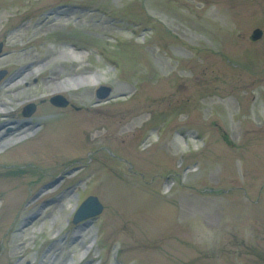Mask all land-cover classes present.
<instances>
[{
  "label": "rangeland",
  "instance_id": "obj_1",
  "mask_svg": "<svg viewBox=\"0 0 264 264\" xmlns=\"http://www.w3.org/2000/svg\"><path fill=\"white\" fill-rule=\"evenodd\" d=\"M0 42V264H264V0H0Z\"/></svg>",
  "mask_w": 264,
  "mask_h": 264
},
{
  "label": "water",
  "instance_id": "obj_2",
  "mask_svg": "<svg viewBox=\"0 0 264 264\" xmlns=\"http://www.w3.org/2000/svg\"><path fill=\"white\" fill-rule=\"evenodd\" d=\"M259 36H260V32H256L254 34V38H258ZM0 50H1V45H0ZM5 74H6L5 71H0V80L3 78ZM109 92H110V89L108 87L102 86L97 91V98L104 99L108 96ZM52 103L56 105H60V106L66 105V102L60 96H57L56 98L52 99ZM33 109H34L33 105L28 106L27 113L30 114L33 111ZM100 211H101V205H99V203L97 202V199L94 197H89L87 201L85 202L81 213L83 215V218H85L90 215H96L100 213Z\"/></svg>",
  "mask_w": 264,
  "mask_h": 264
},
{
  "label": "bare ground",
  "instance_id": "obj_3",
  "mask_svg": "<svg viewBox=\"0 0 264 264\" xmlns=\"http://www.w3.org/2000/svg\"><path fill=\"white\" fill-rule=\"evenodd\" d=\"M74 50H72V54L74 53V55L75 54H80V56L82 55L81 53H78L77 52V50H79V48L78 47H75V48H73ZM43 51L46 53L47 52V49H44L43 48ZM52 52L53 53H58V52H56L55 50H52ZM60 52H62V51H60ZM76 56V55H75ZM64 89H61V90H58L57 92H62ZM2 115H5V112H0V116H2ZM77 115H79V114H76V116ZM89 118L90 117H88V118H86L85 120H89ZM95 122V120H93L92 122H90V123H88V127H90L91 126V124H93ZM15 125H18L19 127H24V126H26L24 123H22V124H20V122H17ZM3 131L0 129V132L2 131V132H4L5 134H3V135H9V134H11V133H13L14 132V130H15V127L13 128L12 127V124H10V123H5L3 126ZM17 127V126H16ZM89 130H93V128H90ZM26 137V135L25 134H16V135H12V136H9V138H6V140L3 142L4 144H6V143H11V144H15V143H18L19 141H21L22 139H24ZM71 264H73V263H71Z\"/></svg>",
  "mask_w": 264,
  "mask_h": 264
}]
</instances>
